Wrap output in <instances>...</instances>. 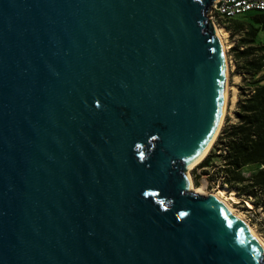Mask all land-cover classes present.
<instances>
[{
    "label": "water",
    "instance_id": "95a60500",
    "mask_svg": "<svg viewBox=\"0 0 264 264\" xmlns=\"http://www.w3.org/2000/svg\"><path fill=\"white\" fill-rule=\"evenodd\" d=\"M216 0H0V264H264L191 166L223 106Z\"/></svg>",
    "mask_w": 264,
    "mask_h": 264
},
{
    "label": "trees",
    "instance_id": "16d2710c",
    "mask_svg": "<svg viewBox=\"0 0 264 264\" xmlns=\"http://www.w3.org/2000/svg\"><path fill=\"white\" fill-rule=\"evenodd\" d=\"M242 16L225 19L241 20ZM254 19L264 24V12H258ZM253 28L251 37L261 54L258 62L246 61L241 67L248 73V89L236 101V121L226 125L218 136L216 151L221 152L222 163L209 172L212 153L199 164L201 172L192 174L195 185L202 175H207V181L219 179L222 187L234 189L238 197L264 210V45L256 39L257 27ZM249 166L255 168L244 175L242 169Z\"/></svg>",
    "mask_w": 264,
    "mask_h": 264
},
{
    "label": "rangeland",
    "instance_id": "374dc122",
    "mask_svg": "<svg viewBox=\"0 0 264 264\" xmlns=\"http://www.w3.org/2000/svg\"><path fill=\"white\" fill-rule=\"evenodd\" d=\"M257 13V11H250L242 16L244 19L241 20L225 19L211 10L206 14L208 20H213L215 24L222 29L223 41L225 40V55L228 68L227 100L223 120L213 143L201 161H199L189 170V174L192 179V187L189 189L194 193L207 195L209 192L219 188H224L226 192L225 197L228 195V193L233 191L235 199L229 200V204H231L232 208H235L234 210H236V212L242 214L257 236H259V238H261L264 242V210H262L261 207H256L249 200H244L238 197L234 189H228L226 186L222 187L220 185L219 179L207 181V175H202L198 180L199 184L195 185L192 174V172H201V169H198L199 164L212 153L213 156L211 157L210 165L207 170L212 172L222 163L221 156L219 155L221 152L216 151L218 136L222 132L223 128L226 127V125L236 121V101L238 100L239 96L242 93L245 94L246 90L248 89L246 85L248 73L243 72L241 67L246 61L252 60L254 62H258L259 56L261 54L260 50H256L257 46L251 37V32L255 31L253 26L257 27L256 39L264 45V24H260L259 22L255 21L257 20L254 19L256 18ZM254 168V166L244 167L242 169V173L244 175H248L254 170ZM227 198L229 197L227 196Z\"/></svg>",
    "mask_w": 264,
    "mask_h": 264
},
{
    "label": "bare ground",
    "instance_id": "6f19581e",
    "mask_svg": "<svg viewBox=\"0 0 264 264\" xmlns=\"http://www.w3.org/2000/svg\"><path fill=\"white\" fill-rule=\"evenodd\" d=\"M215 31L216 34L220 40L221 46H222V51H223V56H224V61H225V73H224V89H223V106H222V111H221V116H220V121L217 125V128L212 136V138L210 139V141L208 142V144L206 145V147L204 148L203 152L197 157V159L194 161V163L187 167V170L189 171L194 165H196L199 161H201V159L206 155L207 151L209 150L211 144L213 143L218 130L220 128V125L222 123L223 120V116H224V112H225V107H226V100H227V73H228V68H227V60H226V55H225V45H224V41H223V35H222V29L219 28L215 22L213 20H210ZM225 35V34H224ZM189 187H192V181H190ZM211 195H213L221 204H223L225 207H227L237 218L238 220L249 230L251 231L258 239L259 241L262 243V245L264 246V242L262 241L261 238H259V236H257V234L254 232V230L251 228V226L247 223L246 219L242 216L241 213L236 212V210H234L235 208H232L231 204H229V200H233L235 199V195L233 194V191H231L230 193H228V197H225L226 192L224 188H219L217 190H214L212 192H209ZM237 199V198H236Z\"/></svg>",
    "mask_w": 264,
    "mask_h": 264
},
{
    "label": "built area",
    "instance_id": "2783aa9c",
    "mask_svg": "<svg viewBox=\"0 0 264 264\" xmlns=\"http://www.w3.org/2000/svg\"><path fill=\"white\" fill-rule=\"evenodd\" d=\"M210 10L222 18H235L250 11L264 12V0H216Z\"/></svg>",
    "mask_w": 264,
    "mask_h": 264
}]
</instances>
